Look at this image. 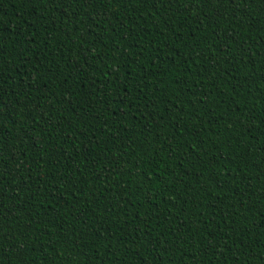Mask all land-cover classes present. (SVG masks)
Wrapping results in <instances>:
<instances>
[{"label":"trees","instance_id":"trees-1","mask_svg":"<svg viewBox=\"0 0 264 264\" xmlns=\"http://www.w3.org/2000/svg\"><path fill=\"white\" fill-rule=\"evenodd\" d=\"M233 7L0 0V264H264V4Z\"/></svg>","mask_w":264,"mask_h":264},{"label":"snow or ice","instance_id":"snow-or-ice-1","mask_svg":"<svg viewBox=\"0 0 264 264\" xmlns=\"http://www.w3.org/2000/svg\"><path fill=\"white\" fill-rule=\"evenodd\" d=\"M46 2L49 3V0H46ZM51 2H52V0H51ZM69 2H70V3H90L91 0H69ZM202 2L206 3L207 0H202ZM250 2H251V0H216V3H217V4L224 5V6H228V5H232V6H234V7H233V15H235L236 12H237L240 8L245 7L246 4H247V3H250ZM259 2H260L261 4H264V0H259ZM97 19H98V17H97ZM94 23H95V22H93V26H94ZM121 102H123V101H121ZM9 119L11 120L12 117L9 116ZM5 146H6V144H5ZM13 158H14V154H13ZM0 162H2V161H0ZM208 179H213V177H212V176H209Z\"/></svg>","mask_w":264,"mask_h":264}]
</instances>
